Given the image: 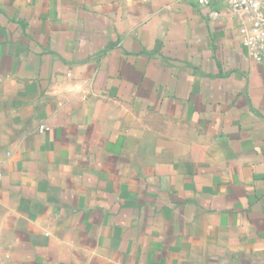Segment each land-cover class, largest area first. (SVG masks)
Instances as JSON below:
<instances>
[{
    "label": "crops",
    "instance_id": "obj_1",
    "mask_svg": "<svg viewBox=\"0 0 264 264\" xmlns=\"http://www.w3.org/2000/svg\"><path fill=\"white\" fill-rule=\"evenodd\" d=\"M243 21L224 0H0V264H264Z\"/></svg>",
    "mask_w": 264,
    "mask_h": 264
},
{
    "label": "built area",
    "instance_id": "obj_2",
    "mask_svg": "<svg viewBox=\"0 0 264 264\" xmlns=\"http://www.w3.org/2000/svg\"><path fill=\"white\" fill-rule=\"evenodd\" d=\"M199 7L210 8L216 0H195ZM229 10L241 14L244 21L240 26L243 43L249 57L264 65V0H224ZM213 16H218L217 13ZM50 128L41 126L40 132ZM1 179V175H0Z\"/></svg>",
    "mask_w": 264,
    "mask_h": 264
}]
</instances>
